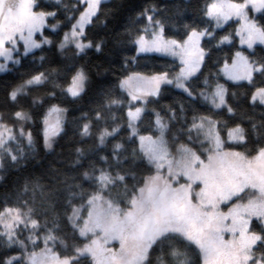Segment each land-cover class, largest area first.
I'll use <instances>...</instances> for the list:
<instances>
[{
  "label": "snow or ice",
  "instance_id": "snow-or-ice-1",
  "mask_svg": "<svg viewBox=\"0 0 264 264\" xmlns=\"http://www.w3.org/2000/svg\"><path fill=\"white\" fill-rule=\"evenodd\" d=\"M103 4L0 0V169L23 173L0 199V264H264V0H205L182 31L146 4L114 38L134 53L114 81L85 60L108 43ZM153 53L172 62L130 70Z\"/></svg>",
  "mask_w": 264,
  "mask_h": 264
},
{
  "label": "trees",
  "instance_id": "trees-1",
  "mask_svg": "<svg viewBox=\"0 0 264 264\" xmlns=\"http://www.w3.org/2000/svg\"><path fill=\"white\" fill-rule=\"evenodd\" d=\"M65 3H71L72 0H64ZM42 4L52 5L53 0H41ZM146 4H154L157 6L158 13L160 16L164 17L169 21L170 28L173 31L179 30L182 31V25L191 21L192 19L200 18V9L204 7L205 0H107L104 1L101 11L100 20L106 24L97 23L93 31L98 35V37H104L107 39L108 43L106 44L103 53H95L93 50L85 60L90 61V65H100L101 68H110L111 71L108 74V79L114 81L116 77L120 74L121 65L123 63V57L125 55H132L134 53H128L122 51L115 43L114 38L118 34H122L125 31L126 26L129 24V20L132 17H135L136 13L143 10ZM49 10H54L50 8ZM105 13L107 16L105 17ZM63 17L61 16V19ZM55 22V21H52ZM237 22L235 20L227 22L222 29L218 30L217 39L219 36L225 35L229 32L235 33ZM48 30H46L47 33ZM61 35L63 32L61 31ZM240 48L238 43V38L235 41V47L231 48V51H235ZM247 51V50H246ZM255 51L257 56L264 55V46L256 45ZM229 52L228 46H225L222 50L216 51L213 50L212 58L209 60L208 64L203 68V75L201 76V81L204 79V76H209L210 73L215 72L216 69L213 67V61L219 57L221 63L223 62V57ZM31 58L29 57V60ZM171 57L157 55V54H148L147 56L141 58L137 64L129 65L130 70L140 71L142 73H151L157 70H161L168 66L171 63ZM230 62V61H229ZM29 68L28 61H25L24 68L20 71L27 70ZM95 71V69H93ZM10 78L8 74L0 73V79ZM223 83V79L221 78ZM231 85V82H228ZM243 87H229V93L236 92L238 94H243L248 90L249 86L247 82H241ZM180 93L174 89H170L160 100V104H169L172 103L174 99H179ZM83 107L86 109L88 107L87 98ZM152 106L149 105V108ZM159 107V105H157ZM256 121L259 123L261 119L260 108L257 107L255 113L253 114ZM73 116H80L79 111H73L69 116V120ZM149 126V119L145 117L140 123V128L145 129ZM33 132H36V129H33ZM70 135V134H69ZM122 137L127 136V132H121ZM119 139V137L117 138ZM68 138L65 137L55 145V152L48 155L45 159V163L49 161H54L57 158V154L63 152L65 156L69 154V144L67 143ZM91 143V142H89ZM87 147V145H86ZM44 153L41 150L37 159L40 156H43ZM23 163V162H22ZM34 160L29 159L27 162V168L24 171L31 170ZM4 168L0 169V199L5 195L12 196L14 188L23 174L21 170L15 169L11 166L10 161H4ZM42 246V245H41ZM118 247V244L115 245Z\"/></svg>",
  "mask_w": 264,
  "mask_h": 264
},
{
  "label": "rangeland",
  "instance_id": "rangeland-1",
  "mask_svg": "<svg viewBox=\"0 0 264 264\" xmlns=\"http://www.w3.org/2000/svg\"><path fill=\"white\" fill-rule=\"evenodd\" d=\"M104 1H107V0H104ZM236 27H237V25H236ZM238 43H239V40H238ZM240 46V45H239ZM153 54H155V53H153ZM157 55H161V54H157ZM164 56V55H163ZM226 210V209H225Z\"/></svg>",
  "mask_w": 264,
  "mask_h": 264
}]
</instances>
